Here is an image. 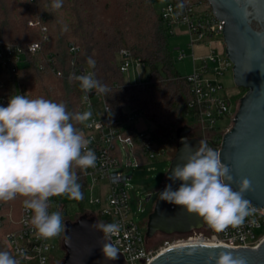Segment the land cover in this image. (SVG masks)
Returning a JSON list of instances; mask_svg holds the SVG:
<instances>
[{"label":"trees","instance_id":"trees-1","mask_svg":"<svg viewBox=\"0 0 264 264\" xmlns=\"http://www.w3.org/2000/svg\"><path fill=\"white\" fill-rule=\"evenodd\" d=\"M52 3L53 0H0V39L24 47L35 43L41 45L37 55H27V63L18 73L0 67L3 84L0 97L18 94H26L29 99L43 97L65 103L69 112L82 113L83 91L79 81L69 77L77 75L78 66H90L87 62L90 57L95 61V67L90 66L94 78L109 89L106 95H101L114 116L127 122L126 109L145 116L154 125L149 138L165 148L176 141L177 130L183 125L191 126V137H198L194 120L189 117L190 86L186 77L175 68L170 33L153 0H63L60 9H53ZM43 27L47 28V34L43 33ZM70 44L80 49L74 66ZM121 50H128L148 69L142 82L126 81L118 61ZM38 62L43 65L42 69ZM230 93L237 98L233 88ZM73 123L78 131L82 128L83 123ZM127 126L124 135H132L134 139L129 154L138 163L147 164L143 140L137 136L133 123L128 122ZM172 154L174 156L175 151ZM73 170L82 185L83 195L79 202L83 203L81 169L73 165ZM25 199L18 195L13 200L0 201V210H11L16 215L11 227L6 220L1 224V241L5 234L19 228ZM83 214L95 217L94 213L85 210L79 217ZM97 220L101 221L96 217ZM158 235L165 242L184 237V234ZM61 247L64 250L63 241ZM13 257L19 264H34L33 260Z\"/></svg>","mask_w":264,"mask_h":264},{"label":"built area","instance_id":"built-area-1","mask_svg":"<svg viewBox=\"0 0 264 264\" xmlns=\"http://www.w3.org/2000/svg\"><path fill=\"white\" fill-rule=\"evenodd\" d=\"M153 2L170 34L184 27L190 36L189 45L193 50L194 70L185 76L192 95L189 117L197 124L199 133L197 138L200 141H207L209 147L220 153L224 134L233 124L239 102L234 108L230 89H225L217 78L232 70L233 64L225 50L219 51L211 47L208 54L201 56L197 55L195 47L214 43L224 45V22L216 18L208 0H153ZM29 24L33 25V22ZM42 31L47 34L46 27H43ZM40 50L41 45L37 43L24 47L11 45L0 39V67L16 74L27 63V55H37ZM79 50L78 46L70 44L73 66ZM180 53V57L186 55L184 50ZM118 61L124 75L133 65L142 66L128 50H121L118 53ZM37 65L40 69L43 68L40 62ZM76 71L77 75L94 74L88 65H80ZM1 88L3 84L0 82ZM85 95L83 91L81 96L83 112L90 110L92 116L83 123L79 131L90 142L88 147L95 152L97 159L94 167L81 169L80 178L84 181L83 192L84 195L88 194L86 201L94 207L91 213L95 214V218L98 217L104 223L119 225L118 231L109 235L107 239L118 253L124 256L126 264H150L157 255L175 245L213 244L233 248L259 246L264 240V233L258 236L255 232L264 226V208L256 209L250 205V210L254 209V211L238 227L229 226L224 231L216 232L205 222L204 227L199 230L184 234V237L175 241H166L164 248L159 251L148 248L146 233L134 220L130 204L129 185L132 176L127 170L133 166V163L128 150L134 147V139L132 135H124L128 122L135 126L134 118L137 115L131 110L130 113L125 112L127 122H124L114 116L102 95L95 89L87 93V100L84 99ZM8 99L0 97V106L6 107ZM135 130L137 136L143 140L147 164L159 157L163 160L169 159V152L165 147L158 146L144 130H138L136 126ZM141 165L138 162L136 164V166ZM148 197L151 198V195ZM48 211L60 212L65 228L66 222L64 224L63 216L66 203L57 196L50 197ZM32 215L31 210H26L22 206L19 228L5 234L1 242L4 247L5 243L8 244L9 249H7L15 257L33 260L34 264H50L51 251L57 248L54 239L61 237L62 233L51 239L39 237L37 230L30 223Z\"/></svg>","mask_w":264,"mask_h":264},{"label":"clouds","instance_id":"clouds-1","mask_svg":"<svg viewBox=\"0 0 264 264\" xmlns=\"http://www.w3.org/2000/svg\"><path fill=\"white\" fill-rule=\"evenodd\" d=\"M62 4L63 0H53L51 7L60 9ZM87 62L95 67L90 57ZM69 78L79 81L86 93L85 100L93 89L105 95L109 91L93 73ZM91 116L90 110L72 113L63 102L43 97L29 99L26 94L11 95L6 107L0 106V201H10L18 195L26 197L23 206L33 213L30 223L39 237L51 239L64 230L62 214L48 211L50 197L82 198V185L73 165L88 169L95 166L97 157L73 121L83 123ZM181 142L188 155L168 175L173 183H181L175 190L171 183L167 184L159 192V199L198 215L216 232L242 225L254 211L244 198L250 181L243 178L234 188L230 167L222 163L220 153L209 147L207 141H199L195 149L186 143V138ZM90 227L103 233L98 243L104 258L117 259L118 250L106 238L115 234L119 225L97 220ZM213 261L214 264H245L230 252L209 256L208 264ZM0 264H19V261L9 252L0 251Z\"/></svg>","mask_w":264,"mask_h":264},{"label":"water","instance_id":"water-1","mask_svg":"<svg viewBox=\"0 0 264 264\" xmlns=\"http://www.w3.org/2000/svg\"><path fill=\"white\" fill-rule=\"evenodd\" d=\"M215 16L224 22L225 53L233 64V80L246 93L241 97L232 128L224 134L221 144V161L231 169L233 187L247 178L250 189L244 198L256 209L264 208V0H208ZM192 128L183 125L176 133V150L165 176V184L179 187L180 181L168 179L171 170L184 163L188 150L182 138L195 149L200 139L191 137ZM147 197L146 201H149ZM96 218L81 215L67 221L63 236L65 256L63 264H126L118 253L117 259L108 261L101 251L103 236L90 227ZM205 222L196 214H189L182 206L158 198L147 222L146 238L158 234H188L203 228ZM107 239V238H106ZM66 240L69 241L66 244ZM108 242H110L107 239ZM0 251H7L0 240ZM230 252L243 259L245 264H264V240L256 248H233L225 245L186 244L157 255L150 264H208L209 256ZM214 264V261L212 262Z\"/></svg>","mask_w":264,"mask_h":264},{"label":"rangeland","instance_id":"rangeland-1","mask_svg":"<svg viewBox=\"0 0 264 264\" xmlns=\"http://www.w3.org/2000/svg\"><path fill=\"white\" fill-rule=\"evenodd\" d=\"M189 42H190V36L187 33H185L184 27L176 29L175 32L170 34L169 36V43L173 51L175 68L179 71L181 75L184 76L191 74L194 70L193 56H192L193 50L189 45ZM181 50L185 51L186 55L184 57H180ZM147 72L148 69L145 68L144 66L139 67L137 65H133L130 68L129 72L125 74V77L126 80L129 81L130 83H140L143 81V78L145 77ZM217 80L224 85L225 89H232L236 87L233 80L232 70H229L223 76H219ZM235 93L237 98L232 99L234 108L237 105V102H240L241 97L246 93V91L237 90L235 91ZM98 108H100V105L98 106ZM125 112L130 113V110L126 109ZM134 124L138 130H144L147 134H150L154 128L153 123L143 115L135 116ZM231 125L233 126V124ZM232 126L230 127L232 128ZM194 128H196V131L198 132L197 124H194ZM176 144L177 143L175 141L166 147V150L169 152L171 159L173 157L172 152L176 150ZM124 154L126 156L125 152ZM170 157L167 160H163L162 157H159L151 160L146 165L136 166L137 162L134 159V157L131 156L133 166L130 167L129 170H127L129 174L132 176L129 185L130 204L133 212V218L137 223L140 224L144 233H146L148 217L155 207L159 191L165 184V176L170 167V162H171ZM150 195H151L150 200L146 201L147 197ZM87 196L88 194L86 193L84 195L85 201L83 203L79 202V200L69 199L67 195L57 196V198L62 199L63 202L66 203V211L63 216L64 224L69 220L73 221L74 219L78 218L79 215L84 210L89 213L94 211V207L89 205L86 201ZM142 209H144V211H142ZM15 212L17 211L14 210V213ZM15 219H16V215L13 214L11 210L4 212L3 210H0V226L3 223V221L6 220L7 221L6 223H8V225H10L11 227ZM64 231L65 228L62 231L61 237L54 239L55 244H57V248L51 251L52 257L50 264H60V262L63 261L64 259L65 252L61 247ZM255 233L258 236L262 235L264 233V226L261 229L256 230ZM5 245L9 249L8 244L5 243ZM147 246L152 250L159 251L162 248H164L165 241H163L162 236L157 235L147 240Z\"/></svg>","mask_w":264,"mask_h":264},{"label":"crops","instance_id":"crops-1","mask_svg":"<svg viewBox=\"0 0 264 264\" xmlns=\"http://www.w3.org/2000/svg\"><path fill=\"white\" fill-rule=\"evenodd\" d=\"M180 32V31H179ZM185 33L186 30H185ZM211 47L217 48L219 51H223L225 50L224 45L221 43H214L212 45H198L195 47V52L197 53V55H206L209 53Z\"/></svg>","mask_w":264,"mask_h":264},{"label":"flooded vegetation","instance_id":"flooded-vegetation-1","mask_svg":"<svg viewBox=\"0 0 264 264\" xmlns=\"http://www.w3.org/2000/svg\"><path fill=\"white\" fill-rule=\"evenodd\" d=\"M242 89H243V88H238V87H234V88H233L234 91H237V90L240 91V90H242Z\"/></svg>","mask_w":264,"mask_h":264},{"label":"bare ground","instance_id":"bare-ground-1","mask_svg":"<svg viewBox=\"0 0 264 264\" xmlns=\"http://www.w3.org/2000/svg\"><path fill=\"white\" fill-rule=\"evenodd\" d=\"M178 246H180V245H178ZM178 246H177V245H175V246H172L171 248L178 247ZM171 248H170V249H171ZM167 250H169V249H167ZM167 250H165V251H167ZM165 251H164V252H165Z\"/></svg>","mask_w":264,"mask_h":264}]
</instances>
